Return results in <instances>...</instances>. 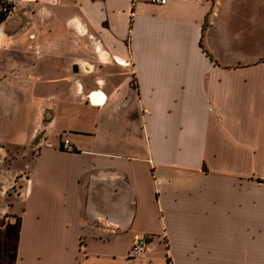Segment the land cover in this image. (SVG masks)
Masks as SVG:
<instances>
[{
	"label": "crops",
	"instance_id": "0c3cea01",
	"mask_svg": "<svg viewBox=\"0 0 264 264\" xmlns=\"http://www.w3.org/2000/svg\"><path fill=\"white\" fill-rule=\"evenodd\" d=\"M1 4L0 264H264V0Z\"/></svg>",
	"mask_w": 264,
	"mask_h": 264
},
{
	"label": "rangeland",
	"instance_id": "374dc122",
	"mask_svg": "<svg viewBox=\"0 0 264 264\" xmlns=\"http://www.w3.org/2000/svg\"><path fill=\"white\" fill-rule=\"evenodd\" d=\"M9 6L10 4H1L0 13H9ZM23 156L25 155L22 148L0 145V207H4L6 203L8 205H17L18 196L22 188L21 183L24 181L21 178L28 165ZM17 209L20 210V206ZM8 212L12 213L13 209ZM0 220L2 221L3 219L0 218Z\"/></svg>",
	"mask_w": 264,
	"mask_h": 264
},
{
	"label": "built area",
	"instance_id": "2783aa9c",
	"mask_svg": "<svg viewBox=\"0 0 264 264\" xmlns=\"http://www.w3.org/2000/svg\"><path fill=\"white\" fill-rule=\"evenodd\" d=\"M151 4H160L164 5L166 0H147ZM63 149L71 151L72 147L70 146L67 140L63 141ZM149 246V238H140L138 239L132 246L131 252L132 254L137 257L144 253Z\"/></svg>",
	"mask_w": 264,
	"mask_h": 264
},
{
	"label": "trees",
	"instance_id": "16d2710c",
	"mask_svg": "<svg viewBox=\"0 0 264 264\" xmlns=\"http://www.w3.org/2000/svg\"><path fill=\"white\" fill-rule=\"evenodd\" d=\"M8 9L11 10V9H12V6H9ZM8 9H7V10H8ZM6 16H7V14H5V13H0V23L6 18ZM2 224H4V221H1V220H0V226H1ZM168 263L171 264V260H170V259H168Z\"/></svg>",
	"mask_w": 264,
	"mask_h": 264
}]
</instances>
